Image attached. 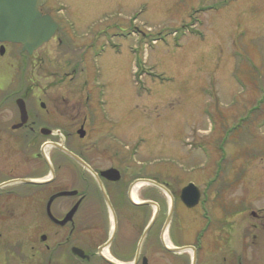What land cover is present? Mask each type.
Segmentation results:
<instances>
[{"label":"rangeland","instance_id":"1","mask_svg":"<svg viewBox=\"0 0 264 264\" xmlns=\"http://www.w3.org/2000/svg\"><path fill=\"white\" fill-rule=\"evenodd\" d=\"M50 1L63 21L58 38L24 58L12 46L0 60L5 86L71 99L79 120L106 115L116 142H105L137 146L138 162L163 163L153 173L168 168L184 183L212 174L189 171L194 163L224 156L246 169L234 193L259 194L264 209V0ZM94 138L73 131L58 142L84 147ZM22 240L10 232L0 241Z\"/></svg>","mask_w":264,"mask_h":264},{"label":"flooded vegetation","instance_id":"2","mask_svg":"<svg viewBox=\"0 0 264 264\" xmlns=\"http://www.w3.org/2000/svg\"><path fill=\"white\" fill-rule=\"evenodd\" d=\"M50 2L41 11L61 27ZM12 46L28 54L0 41V60ZM3 78L0 65V240L10 232L23 240L0 241V264H264L261 196L234 193L246 169L194 163L189 171L212 174L185 183L168 168L153 173L164 164L138 162L137 146L128 151L105 142H116L111 124L104 128L106 115L94 111L79 120L71 99H31L25 83L9 88ZM14 98L17 113H10ZM18 99L27 110L23 124ZM97 105L101 111L104 103ZM73 131L82 141L98 138L90 146L64 145L67 152L58 148L59 136ZM191 182L200 191L193 207L181 199Z\"/></svg>","mask_w":264,"mask_h":264},{"label":"water","instance_id":"3","mask_svg":"<svg viewBox=\"0 0 264 264\" xmlns=\"http://www.w3.org/2000/svg\"><path fill=\"white\" fill-rule=\"evenodd\" d=\"M45 0H0V41L20 44L22 50L32 54L38 48L51 41L59 29V23L50 14L40 10ZM22 114L21 123L26 121L27 110L23 99L17 100ZM84 136V133L81 134ZM56 146L65 152V146ZM200 196L199 189L190 183L181 194L182 201L193 207ZM75 209L70 213H74Z\"/></svg>","mask_w":264,"mask_h":264},{"label":"bare ground","instance_id":"4","mask_svg":"<svg viewBox=\"0 0 264 264\" xmlns=\"http://www.w3.org/2000/svg\"><path fill=\"white\" fill-rule=\"evenodd\" d=\"M23 73V72H22Z\"/></svg>","mask_w":264,"mask_h":264}]
</instances>
